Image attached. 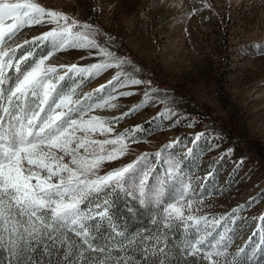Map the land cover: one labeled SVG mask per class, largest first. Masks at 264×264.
<instances>
[{
  "label": "snow or ice",
  "instance_id": "6c2138e0",
  "mask_svg": "<svg viewBox=\"0 0 264 264\" xmlns=\"http://www.w3.org/2000/svg\"><path fill=\"white\" fill-rule=\"evenodd\" d=\"M45 23L54 26L31 40L12 43L25 28ZM98 35L92 25L36 0H0V253L7 264H60L74 252L70 264H83L86 253L99 254L89 264H151L152 258L167 254L164 230L174 226L183 229L176 247L184 257L206 264H264V217L259 218L260 240L252 246L251 257L241 247L228 259L239 234L238 228L228 225L237 224L238 210L220 219L197 215L195 205L204 203L207 187L194 186L195 178L184 171L174 153L157 152L151 159L141 154L132 163L99 174L105 162L129 153L140 128L110 138L93 137L113 133L114 123L139 111L150 96L146 92L139 105L108 121L90 113L115 108V96L94 102L91 94L74 99L76 87L65 90L61 82L70 74L82 80L112 68L121 69L108 81L113 90L117 84L143 83L123 71L130 62L102 47ZM40 44L48 46L46 54L34 50ZM67 49L89 50L104 59L86 67L47 63ZM104 90L101 85L96 91ZM200 139V135L195 138ZM212 176L209 172L208 178ZM197 187L203 188L199 195ZM121 191L137 196L141 205L159 209L151 220L159 234L143 237L138 245L139 232L129 236L119 230L110 198ZM129 252H138L139 257Z\"/></svg>",
  "mask_w": 264,
  "mask_h": 264
},
{
  "label": "rangeland",
  "instance_id": "374dc122",
  "mask_svg": "<svg viewBox=\"0 0 264 264\" xmlns=\"http://www.w3.org/2000/svg\"><path fill=\"white\" fill-rule=\"evenodd\" d=\"M36 2L92 25L98 30L97 39L102 47L130 62L123 66V71L143 81L125 87L117 84L113 90L108 81L121 69H108L82 80L70 74L71 78L66 77L61 84L65 90L76 87L74 99L85 94H91L94 102H102L109 94L116 97L112 101L115 108H99L90 115L114 121L139 105L146 92L150 96L139 111L114 123L113 133L93 137L110 138L140 128L136 133L138 142L130 146L129 153L105 162L99 174L132 163L141 154L146 153L151 159L157 152L174 153L182 160L184 171L195 178L194 186L207 187L204 203L195 205L197 215L220 219L238 210L237 224L228 225L239 229L228 250V259L241 247L249 256L252 239L260 235L259 218L264 217V0ZM53 26L45 23L25 28L12 43L31 40ZM34 50L46 54L49 49L40 44ZM103 59L99 54H89V50L67 49L56 52L47 63L86 67ZM101 85H105V90L97 92ZM121 92L133 95L120 96ZM169 112L175 115H166ZM197 135L201 136L199 141L195 140ZM188 149H192L191 154ZM209 172L213 173L210 178ZM202 191V187H197V195ZM110 199L114 223L129 236L139 232L138 245L143 237L159 234L157 226L151 223L158 208L141 205L137 196L124 191ZM116 199L120 205H116ZM106 228L105 224L102 231ZM164 231L167 254L152 258L151 264H206L179 254L176 238L182 237V228L174 226ZM129 254L139 257L138 252ZM74 255L75 252L68 259H61L60 264H70ZM98 256L86 253L83 264ZM36 257L39 258V250ZM0 262L7 264L2 253Z\"/></svg>",
  "mask_w": 264,
  "mask_h": 264
},
{
  "label": "bare ground",
  "instance_id": "6f19581e",
  "mask_svg": "<svg viewBox=\"0 0 264 264\" xmlns=\"http://www.w3.org/2000/svg\"><path fill=\"white\" fill-rule=\"evenodd\" d=\"M252 240H254L253 242H252V244L249 246L250 247V251H249V257H251V255H252V251H253V245H255V242H256V244H257V242L260 240V235L258 236V237H254V239H252ZM251 240V238L249 239V241H252ZM257 255H259V253H257Z\"/></svg>",
  "mask_w": 264,
  "mask_h": 264
},
{
  "label": "trees",
  "instance_id": "16d2710c",
  "mask_svg": "<svg viewBox=\"0 0 264 264\" xmlns=\"http://www.w3.org/2000/svg\"><path fill=\"white\" fill-rule=\"evenodd\" d=\"M115 202H116V205H120V204H119V203H120V200H119V199H116V201H115ZM132 220H133V221H137V219H136V218H133Z\"/></svg>",
  "mask_w": 264,
  "mask_h": 264
}]
</instances>
